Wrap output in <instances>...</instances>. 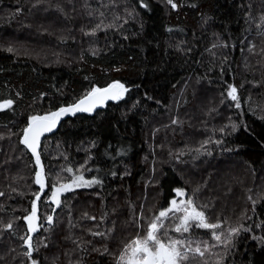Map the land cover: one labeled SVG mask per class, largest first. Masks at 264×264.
<instances>
[{"label":"trees","instance_id":"obj_1","mask_svg":"<svg viewBox=\"0 0 264 264\" xmlns=\"http://www.w3.org/2000/svg\"><path fill=\"white\" fill-rule=\"evenodd\" d=\"M174 2L0 0V102H14L0 110V264H31L21 237L37 193L43 226L32 234L33 259L117 264L136 218L146 224L177 188L199 191L192 197L209 218L241 228L208 264L221 256L264 264V0ZM115 81L128 89L121 99L43 137L41 191L21 143L29 117ZM79 175L100 183L63 192L54 205L52 186ZM192 238L217 243L205 230Z\"/></svg>","mask_w":264,"mask_h":264},{"label":"snow or ice","instance_id":"obj_2","mask_svg":"<svg viewBox=\"0 0 264 264\" xmlns=\"http://www.w3.org/2000/svg\"><path fill=\"white\" fill-rule=\"evenodd\" d=\"M168 3L173 9L177 8L174 0H168ZM262 20H264V17H262ZM97 27L99 28L100 25H97ZM254 47L255 45L249 48V51H252ZM8 51L12 52L13 49L8 48ZM127 91L128 89L122 83L115 81L104 88L93 87L83 97L66 107L59 108L57 111L29 117L27 126L22 130L21 143L29 148L35 157L36 165L40 169L35 173V183L39 185L41 191L45 188V175L38 152L41 136L46 132L52 131L62 115L75 114L78 111L91 112L98 105H103L107 100L121 99ZM227 97L236 102L235 107H240L237 88L234 85H228ZM13 103L12 99L0 102V110L10 109ZM232 127L233 130L236 129L235 125ZM217 143L220 142L217 141ZM66 171L72 173L73 169L68 168ZM98 183H100L99 180H85L82 175L72 176L67 183H59L58 186L55 184L52 186L51 200L59 206L61 193L74 187L80 188ZM174 192L175 197L166 206L158 210V213L148 220L146 224L140 223L143 219L142 214L136 218L134 221L137 228L136 235L124 244L122 251L116 258L117 264H190L191 261H195L197 258H199V264H208L207 256L219 255L213 253L212 249L220 245L227 248L232 243L233 236L241 231V228L238 227L226 228V220L217 218L213 221L204 211L206 206H198L191 196L184 199L187 193L183 189L177 188L174 189ZM3 195L4 193L0 192V196ZM39 200L40 194L37 193L35 200L32 202L30 214L23 217L27 222L28 233L34 234L43 226L38 223L40 217L37 215L36 201ZM90 218L95 219V217ZM45 220L49 225L53 223L51 215L45 217ZM12 227V223L9 222L5 225V230H11ZM197 229L208 232L211 239L217 243L210 244L208 240L192 238ZM248 230L247 228L244 229V231ZM170 233H179L180 238ZM185 234L192 235L185 237ZM93 235L103 234L93 233ZM21 239L27 247V251L24 254L29 258L31 264H39V261L33 259V253L38 252L39 248L33 246L32 235L22 236ZM261 239L264 241V238ZM42 246L47 247V244L42 243ZM222 260L223 257L221 256L215 264H222Z\"/></svg>","mask_w":264,"mask_h":264},{"label":"water","instance_id":"obj_3","mask_svg":"<svg viewBox=\"0 0 264 264\" xmlns=\"http://www.w3.org/2000/svg\"><path fill=\"white\" fill-rule=\"evenodd\" d=\"M114 101H116V100H107V101H105V103H104L103 105L107 104L108 102H114ZM71 104H72V103H71ZM69 105H70V104H69ZM103 105H98V106H97L95 109H93L92 111H94V110H96V109L102 107ZM67 106H68V105H67ZM65 107H66V106H65ZM81 113H86V112L78 111V112H76L75 114L68 113V114H64V115H62V117L58 120L56 126L52 129V131H50V132H46V133L43 134V136H41V138H40V143H41V140L43 139V137L47 136L48 134L52 133L53 131H55V130L57 129V127L60 125V123L62 122L63 119H65V118H67V117H72V116H74V115H76V114H81ZM39 147H40V144H39ZM26 148H27V147H26ZM27 150H28L29 153L33 156L31 150H30L29 148H27ZM38 152H39V148H38ZM33 158L35 159L34 156H33Z\"/></svg>","mask_w":264,"mask_h":264},{"label":"rangeland","instance_id":"obj_4","mask_svg":"<svg viewBox=\"0 0 264 264\" xmlns=\"http://www.w3.org/2000/svg\"><path fill=\"white\" fill-rule=\"evenodd\" d=\"M90 32H92V31H91V30H89V31H86V30H85V33H86V34H87V33H90ZM151 159H152V158H151ZM152 170H153V169H152ZM187 176H188V177H192V174H191V175H190V174H187ZM187 176H186V177H187ZM189 180H190V179H189ZM185 192L187 193V196L184 197V198H186V199H187L188 196H191V197H192V195L195 196L197 199L200 198V197H199V193H198L199 191H197L196 193H192V192L190 191V193H189V192H187V191L185 190ZM61 194H62V193H61ZM61 194H60V195H61ZM59 198H60V196H59ZM192 198H193V197H192ZM50 201L52 202V200H51V196H50ZM52 203H53L54 205H57V204L54 203V202H52ZM28 215H29V214H28ZM28 215H27V216H28ZM25 222H26V221H25ZM26 226H27V222H26ZM27 228H28V226H27ZM27 235H32V233H28Z\"/></svg>","mask_w":264,"mask_h":264}]
</instances>
